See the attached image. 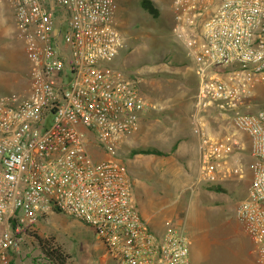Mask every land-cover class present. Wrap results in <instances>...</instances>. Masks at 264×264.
Segmentation results:
<instances>
[{
	"label": "built area",
	"instance_id": "built-area-1",
	"mask_svg": "<svg viewBox=\"0 0 264 264\" xmlns=\"http://www.w3.org/2000/svg\"><path fill=\"white\" fill-rule=\"evenodd\" d=\"M26 41L25 94H0V264L14 261L26 230L62 212L92 229L116 264H191L178 222L155 233L141 218L119 159L150 105L138 79L112 65L123 41L114 0H0ZM171 32L197 73L195 107L231 119L199 155L210 184L251 177L237 219L264 264V0H172ZM94 145V154L89 149Z\"/></svg>",
	"mask_w": 264,
	"mask_h": 264
},
{
	"label": "rangeland",
	"instance_id": "rangeland-1",
	"mask_svg": "<svg viewBox=\"0 0 264 264\" xmlns=\"http://www.w3.org/2000/svg\"><path fill=\"white\" fill-rule=\"evenodd\" d=\"M150 1L158 9V17H152L147 13L140 6V0H114L116 29L123 36V41L113 58L112 65L126 76L134 77L135 71L146 64L157 66L163 63L174 64L186 58L183 48L171 32L172 0ZM29 67L30 61L26 56V41L24 36L19 33L13 16V9L7 2H2L0 3V85H7L3 86V88L6 87L5 91L7 92L5 93H27ZM195 93L196 91L192 92L190 97H192L191 101L196 110L195 97L193 99L192 96ZM205 112L204 115L201 111L198 112L200 120L191 125V130L193 128L194 132H220L219 136H223L224 132H232L235 129L229 116L224 117L212 109ZM237 132L243 134L241 131ZM205 137H208L206 133ZM247 138L246 174L242 179L227 180L225 184L219 185V190L212 189L201 178L199 168V173L192 178L193 180L197 178V183L191 184L189 187L181 183L180 187L184 188V191L181 193L180 200L173 203L174 205L170 204V198L165 199V197L148 206L145 205V201L134 198L138 211L141 212L146 207L148 211L153 212V217L148 225L155 233H161L166 229V220L170 217L181 223L186 211L185 205L188 195L198 193L200 198H203V194L205 197L209 195L212 198L216 208H214L213 215L207 218V223L200 226V238L203 240L197 241L198 250L195 247L193 249L194 264H220L222 246L231 244L235 247L240 239L236 235L238 231L234 230V226L238 225L234 211L245 187L247 184L249 185L251 177L249 167L251 157L249 155V138ZM89 149L94 154L95 147L93 144L89 145ZM94 155H97L96 158L105 157L104 154L100 153ZM119 159L122 161L121 163H124L121 155H119ZM148 176L146 174L145 177L141 176L140 178L145 180ZM180 180L184 181V179ZM151 184L157 185L154 182ZM151 187L155 189L157 186ZM190 196L193 201L195 196ZM133 197H135L134 192ZM180 210L181 212H178ZM223 223L226 225L223 226ZM30 231H34L43 238L52 237L69 254L71 264H116L111 260L100 263V254L103 251L100 240L87 225L62 212H51L46 219L39 220ZM190 239L191 244H193L191 237ZM200 242L204 243L202 252L199 250ZM254 250L255 246L248 237V262L250 264H256ZM240 253L243 254L241 249ZM191 256L192 253H190V259ZM14 261L22 264H35V262L52 264L41 256L38 242L30 234L24 235L19 253L14 256Z\"/></svg>",
	"mask_w": 264,
	"mask_h": 264
},
{
	"label": "crops",
	"instance_id": "crops-1",
	"mask_svg": "<svg viewBox=\"0 0 264 264\" xmlns=\"http://www.w3.org/2000/svg\"><path fill=\"white\" fill-rule=\"evenodd\" d=\"M134 77L138 79L141 95L150 107L140 115L136 131L124 140L120 148L119 155L124 160L122 165L130 180L136 200L139 198L145 201V205L148 206L165 197V199L170 198V204H173L181 198V193L184 191V188L180 187L182 184L189 187L191 184L197 183L198 179L193 180L192 178L199 173V155L204 145L203 134L219 137L220 132H194L193 128L191 130V125L200 120L198 116L200 111L195 110L194 103L191 101L192 97H190V94L197 89L198 78L193 65L187 58L174 64L163 63L159 66L146 64L135 71ZM3 86L7 85H0V94L7 92L5 91L6 87L3 88ZM19 94L25 93L19 92ZM192 96L194 99L195 95ZM201 112L203 115L206 113L205 111ZM231 133L233 132H224V135H220V137H227ZM237 134L245 145H248L247 135L245 137V133L240 132ZM138 149H153L160 153L129 155L131 151ZM247 149L246 146L244 151L237 156V160L245 163ZM146 174L149 175L146 177L147 179L140 178L141 176L145 177ZM180 179H184V181ZM151 182L157 185H152ZM225 183L226 181H222L217 185ZM151 186L157 187L153 189ZM247 188L248 184L240 199L246 196ZM197 194H190L195 196L193 201L188 195L184 217L181 223L178 222L187 230L193 240V244L190 246L191 264H194L193 249L195 247L198 250L197 241L203 240L200 238V226L207 223V218L213 215L214 208H216L209 195L207 198L203 194V198H200V195ZM236 207L237 205L234 211L235 216ZM139 214L148 223L153 217V212L148 211L146 207L141 212L139 211ZM170 222L176 221L174 218H168L166 228ZM237 224L234 226V230L238 231L236 235L240 239L235 247L229 243L228 246H222L220 264H250L248 262V237L252 243L253 241L238 219ZM225 225L223 223V226ZM203 245L204 243L200 242V252H202ZM102 249L100 263L111 260L103 245ZM240 249L243 251L242 255ZM254 252L255 262L259 264L258 254L256 250Z\"/></svg>",
	"mask_w": 264,
	"mask_h": 264
},
{
	"label": "trees",
	"instance_id": "trees-1",
	"mask_svg": "<svg viewBox=\"0 0 264 264\" xmlns=\"http://www.w3.org/2000/svg\"><path fill=\"white\" fill-rule=\"evenodd\" d=\"M140 6L149 13L152 17H158L159 11L158 9L153 5V3L150 0H140ZM136 153H160L157 150L153 149H138L133 150L130 152V155H134ZM214 185V186H212ZM209 187L212 189L219 190L220 187L217 184H209ZM59 212V211H56ZM26 234L33 235L35 239L38 242V246L40 249V254L45 259L50 261L52 264H71L69 259L70 256L68 253L64 251V249L54 241L52 237H40L38 236L34 231H28L26 230ZM39 262H35V264H38Z\"/></svg>",
	"mask_w": 264,
	"mask_h": 264
}]
</instances>
